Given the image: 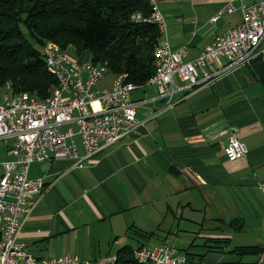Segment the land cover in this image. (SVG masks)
<instances>
[{
    "label": "crops",
    "instance_id": "obj_1",
    "mask_svg": "<svg viewBox=\"0 0 264 264\" xmlns=\"http://www.w3.org/2000/svg\"><path fill=\"white\" fill-rule=\"evenodd\" d=\"M262 1L160 0L159 5L172 49L193 61L243 21L242 5ZM230 2L236 11L213 24ZM73 56L88 58L76 49ZM132 96L145 101L137 108L139 121L162 105L153 86L138 87ZM183 96L83 168L69 169L70 161L31 166L30 177L46 175L47 184L20 238L30 253L103 264L125 248L168 242L187 264H264V87L254 68L246 67ZM232 126L249 149L235 162L224 154ZM11 146V140L0 141V178L3 163L14 158Z\"/></svg>",
    "mask_w": 264,
    "mask_h": 264
},
{
    "label": "built area",
    "instance_id": "obj_2",
    "mask_svg": "<svg viewBox=\"0 0 264 264\" xmlns=\"http://www.w3.org/2000/svg\"><path fill=\"white\" fill-rule=\"evenodd\" d=\"M156 1V15L131 16V21L137 24L153 21L162 33V40L157 42L161 75L154 84L144 85L157 89L162 105L150 109L146 121L137 118V108L145 101L133 100L136 89L125 88L124 74L113 79L110 89L96 90L95 86L110 74L109 66L108 72H88L87 59L78 60L70 53L53 51L48 43L43 53L52 69L64 77V90L53 89L43 100H36L28 92L14 91V95H6L0 103V141H12L10 154L14 157L3 163L0 178V264H89L78 256L39 258L21 241L23 229L38 207L47 184L46 175L30 177L33 164L70 161L69 169L83 168L146 122L181 103L185 97L179 95L183 91L236 73L264 55V1L242 5L243 21L206 45L193 61H186L183 50L172 49L160 0ZM235 11L234 3L230 2L211 22L215 24L224 13ZM65 126H68L66 130ZM224 154L230 162L249 154L235 126L229 129ZM138 254L143 264L188 263L187 257L168 242L141 247ZM103 264H112V256L106 257Z\"/></svg>",
    "mask_w": 264,
    "mask_h": 264
},
{
    "label": "trees",
    "instance_id": "obj_3",
    "mask_svg": "<svg viewBox=\"0 0 264 264\" xmlns=\"http://www.w3.org/2000/svg\"><path fill=\"white\" fill-rule=\"evenodd\" d=\"M138 13L152 14L147 0H0V89L10 82L13 93L40 100L50 95L58 82L46 66V43L59 52L73 47L95 65L107 63L115 77L147 85L156 73L154 50L162 33L153 23L132 22ZM248 67L264 87V55ZM134 253L121 250L117 263L139 264Z\"/></svg>",
    "mask_w": 264,
    "mask_h": 264
},
{
    "label": "bare ground",
    "instance_id": "obj_4",
    "mask_svg": "<svg viewBox=\"0 0 264 264\" xmlns=\"http://www.w3.org/2000/svg\"><path fill=\"white\" fill-rule=\"evenodd\" d=\"M147 1L149 2L150 6L152 8V14L151 15H156L157 1L156 0H147ZM134 16H143V15L138 13V14H135ZM145 22L153 23V21H145ZM49 45H51V44L49 43ZM52 50L56 51L55 48H53V46H52ZM62 53H67V52H62ZM158 54H159V45L154 50L156 73L152 77V79L148 82V85L154 84L155 80L158 79L161 75V55H158ZM45 61H46V66H47L48 72L52 76H54V78L58 82L57 83L58 87L55 89V91L64 90V77L60 74V72L57 69H52V67L48 63V59L46 56H45ZM87 69H88V72H108L107 65H95L89 59H87ZM119 78H120V76H117L114 79H119ZM124 81H125V88H128V89L138 88V86H135L134 84L127 83L125 79H124ZM12 87H13V85L10 82L5 85V88H7V93H8L7 95H14V93L12 92ZM36 100H40V99L36 98ZM134 258L139 264H143V259L138 254V250L135 251ZM112 264H118L117 258H112Z\"/></svg>",
    "mask_w": 264,
    "mask_h": 264
},
{
    "label": "rangeland",
    "instance_id": "obj_5",
    "mask_svg": "<svg viewBox=\"0 0 264 264\" xmlns=\"http://www.w3.org/2000/svg\"><path fill=\"white\" fill-rule=\"evenodd\" d=\"M30 42L34 45V46H37V43L34 39H32L31 37H28ZM158 41V39H157ZM157 44V43H156ZM155 44V45H156ZM41 49V48H40ZM42 51V49H41ZM70 53H73L75 54V49L72 48L70 49ZM72 54V55H73ZM113 75L112 74H108L107 77L103 80V81H100L97 86L95 87L96 90H104V89H110L111 88V83L113 81ZM5 85L3 86L2 89H0V103L3 101L4 97L8 94L6 91H5ZM20 92V91H19ZM49 96V95H48ZM47 97V96H46ZM149 116V115H148Z\"/></svg>",
    "mask_w": 264,
    "mask_h": 264
}]
</instances>
